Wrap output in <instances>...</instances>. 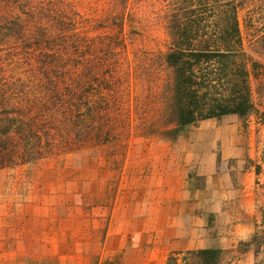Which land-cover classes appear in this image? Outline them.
Returning a JSON list of instances; mask_svg holds the SVG:
<instances>
[{
  "label": "trees",
  "instance_id": "obj_1",
  "mask_svg": "<svg viewBox=\"0 0 264 264\" xmlns=\"http://www.w3.org/2000/svg\"><path fill=\"white\" fill-rule=\"evenodd\" d=\"M254 0H0V168L14 167L129 136L122 103L124 22L134 11L161 13L168 41L151 56L163 69L160 109L141 132L174 141L189 125L258 111L253 59L240 12ZM264 19V10H260ZM136 29L129 31L132 40ZM132 36V37H131ZM260 50H264L261 44ZM262 52V51H259ZM264 233L241 242L258 249ZM223 250L203 247L165 264H221Z\"/></svg>",
  "mask_w": 264,
  "mask_h": 264
},
{
  "label": "rangeland",
  "instance_id": "obj_2",
  "mask_svg": "<svg viewBox=\"0 0 264 264\" xmlns=\"http://www.w3.org/2000/svg\"><path fill=\"white\" fill-rule=\"evenodd\" d=\"M90 2L85 9L93 15L111 8L109 0ZM260 10L264 0H254L240 12L246 45L249 39L254 41L250 52L260 64L259 75L251 78L258 111L248 117L230 114L199 121L174 141L141 132L142 122H154L160 109L159 91L166 75L150 59L165 50L168 37L161 13L134 11L132 21L124 22L127 47L121 54L125 66L121 99L133 126L131 133L76 153L0 168V264H95L109 225L119 226L116 218L122 211L128 215V229L135 228L132 218L140 212L139 204L151 199L169 156L177 160L181 152L192 158L193 167L185 178L191 186L207 185L205 176L196 175L194 167L200 163L207 167L214 161L217 173L227 172L231 178L229 196L216 197L219 210L208 212L207 247L223 250L221 264H264V243L258 252L255 245H240L254 232L264 233V50H260L264 19ZM132 28L138 32L130 40ZM201 198V208L214 202L209 194Z\"/></svg>",
  "mask_w": 264,
  "mask_h": 264
},
{
  "label": "crops",
  "instance_id": "obj_3",
  "mask_svg": "<svg viewBox=\"0 0 264 264\" xmlns=\"http://www.w3.org/2000/svg\"><path fill=\"white\" fill-rule=\"evenodd\" d=\"M170 158L151 199L139 204L142 208L132 218L135 228L128 229V215L121 211L116 218L119 226L110 224L103 234L95 264H165L172 253L179 257L187 250L207 247L208 212L219 210L216 197L231 193L230 175L217 173L214 161L207 167L200 163L194 167L196 175L205 176L207 185L194 187L185 179L193 167L190 155L181 152L177 160ZM207 193L214 202L207 208L208 203L203 204L202 209L201 197Z\"/></svg>",
  "mask_w": 264,
  "mask_h": 264
}]
</instances>
